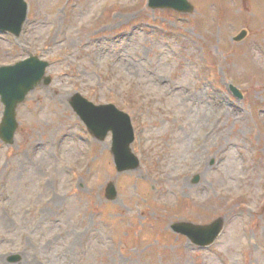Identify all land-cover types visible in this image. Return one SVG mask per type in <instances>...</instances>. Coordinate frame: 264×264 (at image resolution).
Here are the masks:
<instances>
[{"label":"rangeland","instance_id":"374dc122","mask_svg":"<svg viewBox=\"0 0 264 264\" xmlns=\"http://www.w3.org/2000/svg\"><path fill=\"white\" fill-rule=\"evenodd\" d=\"M25 1L19 37L0 31V66L38 56L51 82L0 140L1 264H264V0H189L191 13ZM75 93L129 114L134 169L117 171L111 133L90 135ZM217 218L204 248L172 230Z\"/></svg>","mask_w":264,"mask_h":264},{"label":"water","instance_id":"95a60500","mask_svg":"<svg viewBox=\"0 0 264 264\" xmlns=\"http://www.w3.org/2000/svg\"><path fill=\"white\" fill-rule=\"evenodd\" d=\"M152 8H172L181 12H190L193 6L187 0H148ZM27 6L23 0H0V29L9 30L18 35L22 23L26 17ZM244 33L239 34L236 39H240ZM48 63L38 59L36 56L19 61L14 65L0 66V100L4 104V112L0 123V138L6 142H12L15 128L17 126L15 119L16 106L25 99L26 93L33 89L43 80L44 84L50 82V77L44 76L45 68ZM75 109L81 114L82 108L85 111H93L92 122L95 115H98V136L103 139L108 132H113V153L114 160L118 170L134 168L138 163L133 154L130 153L129 145L133 140V130L128 115L119 112V120L112 118L116 114V109L111 104L108 106L90 107L78 94L73 98ZM101 110V111H100ZM106 110V111H104ZM101 115H106L104 121L100 120ZM97 124V122H95ZM91 124V123H90ZM125 155H130L132 162L130 164L125 160ZM109 197L116 194L113 184L107 188ZM173 229L194 236L196 242L207 244L212 242L218 235L222 227V219H217L209 225L199 226L184 222L175 223ZM195 234V235H194Z\"/></svg>","mask_w":264,"mask_h":264},{"label":"bare ground","instance_id":"6f19581e","mask_svg":"<svg viewBox=\"0 0 264 264\" xmlns=\"http://www.w3.org/2000/svg\"><path fill=\"white\" fill-rule=\"evenodd\" d=\"M218 98H219V97H218ZM173 176H174V175H173ZM170 177H172V175H169V178H170ZM185 178H186V177H185ZM185 186H186V185L184 184L183 187H185ZM8 204H9V203H8ZM8 204H7V205H8ZM1 262H2V257H1V255H0V264H1Z\"/></svg>","mask_w":264,"mask_h":264},{"label":"flooded vegetation","instance_id":"af4514ba","mask_svg":"<svg viewBox=\"0 0 264 264\" xmlns=\"http://www.w3.org/2000/svg\"><path fill=\"white\" fill-rule=\"evenodd\" d=\"M243 3H244V4H248L249 1H247V0H243Z\"/></svg>","mask_w":264,"mask_h":264}]
</instances>
